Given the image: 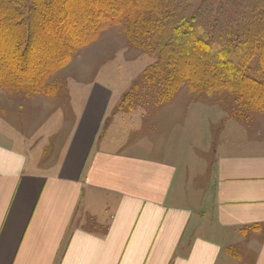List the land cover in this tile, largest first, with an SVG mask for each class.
Listing matches in <instances>:
<instances>
[{"label":"crops","instance_id":"1","mask_svg":"<svg viewBox=\"0 0 264 264\" xmlns=\"http://www.w3.org/2000/svg\"><path fill=\"white\" fill-rule=\"evenodd\" d=\"M82 89L55 157L0 136V264H264V112L175 96L162 133Z\"/></svg>","mask_w":264,"mask_h":264},{"label":"trees","instance_id":"2","mask_svg":"<svg viewBox=\"0 0 264 264\" xmlns=\"http://www.w3.org/2000/svg\"><path fill=\"white\" fill-rule=\"evenodd\" d=\"M167 1L30 0L27 5L26 0H0V88L47 91L48 76L68 63L76 47L147 8L159 15L168 10L144 32L159 54L144 71L145 83L159 90L154 100L162 103L186 85L192 93L213 95L226 90L236 95L234 105L241 113L264 112V76L256 81L245 75L256 50L264 56V0H235L233 6L228 2L243 32L225 27L224 9L217 8L214 0H205L188 16L171 2L165 5ZM252 20L256 21L252 35H246L244 29ZM37 35L40 40L35 39ZM46 46L53 48L50 56L44 54ZM29 54L35 63H25Z\"/></svg>","mask_w":264,"mask_h":264},{"label":"rangeland","instance_id":"3","mask_svg":"<svg viewBox=\"0 0 264 264\" xmlns=\"http://www.w3.org/2000/svg\"><path fill=\"white\" fill-rule=\"evenodd\" d=\"M26 1V4L29 5L30 0ZM214 1L217 8L224 9L221 12H225L226 15L222 19L225 27L243 32L244 26L235 21L233 9L228 3H232L233 6V2L236 3V1ZM244 1L247 3V0ZM170 2L180 14L188 16L192 11H197L205 0H168L164 4L167 5ZM213 9L215 10L216 7ZM166 12L163 10L159 15L154 10L144 8L140 10L139 14L127 15L118 23L103 29L94 40L81 47H76L68 63L48 76L45 82L49 86L47 91L41 89L28 93L21 88H0V136L15 131L16 134H21L18 137L26 136L31 143H38V140H42L39 136L45 138L44 131L49 129L50 125L52 128L63 126L62 130L55 132L53 136L48 134L49 137H46L48 138L45 150L47 156L50 154L51 157H55L56 150L63 142L65 143L73 124L72 97L81 98L84 93L82 88L94 83L106 84L114 91L106 123L120 113L126 115L127 119L131 117L134 122H137L135 121L138 118L136 115L143 113L140 116L145 117L142 123L146 128H152L153 123L158 128L160 126L163 133L166 130V124L170 126L169 123H174V117L169 115L170 122H168L170 109L166 111L165 108H169L167 107L169 104L161 107L158 102L154 103L153 98L155 99L159 90L157 87L145 83L144 71L157 61L159 54L155 52L152 41L144 32L148 30L151 22L164 17ZM255 22L252 20L250 25H246L244 29L246 35L248 33L252 35ZM234 37L240 38V34L234 32ZM35 39L40 40L39 35ZM42 49L48 56L53 48L46 46ZM40 55H42L41 52ZM32 57V54H29L25 63H35L31 62L34 60ZM263 64L264 56L262 57L256 50L245 67V75L256 81H261L264 76ZM175 96L182 103L201 100L217 105L225 112H230L231 106H235L236 95L228 94L226 90L215 92L213 95L192 93L187 91L186 85H182L171 98ZM240 103L243 104L242 101ZM155 110L158 111L156 115H154ZM55 114L59 119L54 118ZM255 116L257 117V115ZM181 117H177V119L179 120ZM49 162L51 163L50 159L45 160L44 158L41 163L46 166L49 165Z\"/></svg>","mask_w":264,"mask_h":264}]
</instances>
